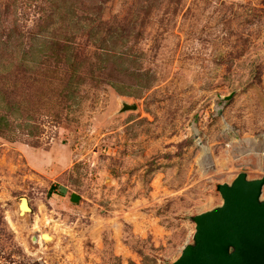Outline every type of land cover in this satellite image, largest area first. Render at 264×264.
I'll return each instance as SVG.
<instances>
[{
    "label": "rangeland",
    "instance_id": "1",
    "mask_svg": "<svg viewBox=\"0 0 264 264\" xmlns=\"http://www.w3.org/2000/svg\"><path fill=\"white\" fill-rule=\"evenodd\" d=\"M241 171L264 0H0V264H169Z\"/></svg>",
    "mask_w": 264,
    "mask_h": 264
},
{
    "label": "water",
    "instance_id": "2",
    "mask_svg": "<svg viewBox=\"0 0 264 264\" xmlns=\"http://www.w3.org/2000/svg\"><path fill=\"white\" fill-rule=\"evenodd\" d=\"M264 176L219 183L222 203L192 217V242L169 264H264ZM72 194V199H77Z\"/></svg>",
    "mask_w": 264,
    "mask_h": 264
},
{
    "label": "bare ground",
    "instance_id": "3",
    "mask_svg": "<svg viewBox=\"0 0 264 264\" xmlns=\"http://www.w3.org/2000/svg\"><path fill=\"white\" fill-rule=\"evenodd\" d=\"M18 208H19V214H23L22 213L23 210H29L28 199L26 197L23 196L20 198V203L18 204ZM40 233H41L40 234L41 239L44 241H48L52 238V234H50V232H48V231H44V232L41 231Z\"/></svg>",
    "mask_w": 264,
    "mask_h": 264
},
{
    "label": "built area",
    "instance_id": "4",
    "mask_svg": "<svg viewBox=\"0 0 264 264\" xmlns=\"http://www.w3.org/2000/svg\"><path fill=\"white\" fill-rule=\"evenodd\" d=\"M193 130H194L193 132L197 136V138L200 139V136L198 134V130L194 126H193Z\"/></svg>",
    "mask_w": 264,
    "mask_h": 264
}]
</instances>
